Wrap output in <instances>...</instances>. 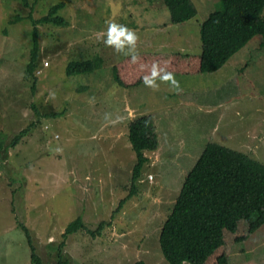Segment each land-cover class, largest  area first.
<instances>
[{"label": "rangeland", "instance_id": "rangeland-1", "mask_svg": "<svg viewBox=\"0 0 264 264\" xmlns=\"http://www.w3.org/2000/svg\"><path fill=\"white\" fill-rule=\"evenodd\" d=\"M28 1L30 6L0 0V264H32L22 225L45 264L57 261L59 252L70 264H168L161 228L196 164L179 173V159L203 153L215 142L264 164L262 36L215 73L174 75L178 89L160 80L157 90L144 84L127 88L114 80L113 70L126 55L103 42L108 22L135 30L136 53L199 54L200 26L221 9V0H193L198 13L181 24L170 22L162 0ZM60 2H66L59 16L67 24L38 26L40 63L33 91L32 79L26 78L35 26L30 15L42 18ZM96 55L104 60L100 68L67 75L71 61ZM155 111L184 113L178 119L184 127L175 124L176 131H166L170 151L155 165L148 159L127 198L137 160L129 123ZM77 219L86 228L65 238L66 227ZM231 250L232 264H264V225Z\"/></svg>", "mask_w": 264, "mask_h": 264}, {"label": "trees", "instance_id": "trees-1", "mask_svg": "<svg viewBox=\"0 0 264 264\" xmlns=\"http://www.w3.org/2000/svg\"><path fill=\"white\" fill-rule=\"evenodd\" d=\"M21 1L25 6H30L28 0ZM162 1L169 10L172 24L185 23L198 13L193 0ZM221 4V9L211 12L200 26L201 53L139 52L136 53L135 62L131 56H126L114 65V80L127 88L140 85L144 83V77L153 71L154 64H158L155 70L161 75L165 72L183 76L215 73L257 35L263 38L260 47L264 50V0H221ZM65 6L66 2H60L39 19H35L33 13L30 15L35 26L26 78L32 79L33 91L37 87L36 72L40 63L38 26H65L67 21L59 16V11ZM17 19L20 20L19 16ZM103 62L100 55L83 61H71L67 66V75L93 72ZM27 131L22 130L11 146L17 145ZM128 131L137 155L131 179L133 189L127 196L131 198L136 182L142 176V168L148 163L145 153L156 151L159 140L152 114L132 118ZM263 225L264 164L241 151L209 142L187 175L161 228L159 241L168 264H232V247L246 241ZM22 227L31 246L32 264H45L36 253L30 231L25 225ZM85 228L83 220L77 219L66 227L64 237ZM50 264L70 262L59 252L57 261ZM136 264L152 263L137 261ZM240 264L257 263L247 261Z\"/></svg>", "mask_w": 264, "mask_h": 264}, {"label": "clouds", "instance_id": "clouds-1", "mask_svg": "<svg viewBox=\"0 0 264 264\" xmlns=\"http://www.w3.org/2000/svg\"><path fill=\"white\" fill-rule=\"evenodd\" d=\"M138 40H139V36L135 32V30L130 29L129 27L123 24H119L116 22H108L106 39H104L103 42L106 46L114 48V50L117 53L123 54L126 56H131L132 60L135 62V60L137 59L136 43ZM126 48H127V51L125 50ZM157 67H158V64H154L153 71H151L150 75L144 77L145 86L152 88L153 90H157L159 88V84L157 83V80H160L162 82L169 83L173 89H178L180 87L179 81L175 79V76L173 73L165 72L163 75H161L159 71L155 70ZM130 112H133V109ZM135 117H138V116H134V118ZM151 176H150V179H151ZM152 179H153V176H152Z\"/></svg>", "mask_w": 264, "mask_h": 264}, {"label": "crops", "instance_id": "crops-1", "mask_svg": "<svg viewBox=\"0 0 264 264\" xmlns=\"http://www.w3.org/2000/svg\"><path fill=\"white\" fill-rule=\"evenodd\" d=\"M180 52V51H177ZM199 75H192L188 77H198ZM186 77V76H184ZM144 84V83H143ZM145 85V84H144ZM183 98V97H182ZM183 100L189 104V103H194L193 101L189 99L183 98ZM136 113H134L135 115ZM147 114H152L154 115V120H155V126H156V133L158 135V140H159V146L156 151H152L151 153H145L152 165H155L157 163H160L162 158L170 151L169 144H166V131H176V126L175 124H178L180 128L184 127L181 126L179 123L180 121L178 120L179 118H182L185 114L184 113H173V112H166L165 115L162 114L160 115L159 112L155 113H147ZM187 118V117H186ZM178 120V122H176ZM184 122V121H182ZM183 124V123H182ZM187 130H190L189 127H185ZM178 142V141H176ZM202 153H198L197 151L192 154H187L182 156L179 161H178V172L179 173H188L189 168H192L194 164L197 162L199 157L201 156ZM148 164V163H147ZM162 187V186H161ZM164 188V187H163Z\"/></svg>", "mask_w": 264, "mask_h": 264}, {"label": "built area", "instance_id": "built-area-1", "mask_svg": "<svg viewBox=\"0 0 264 264\" xmlns=\"http://www.w3.org/2000/svg\"><path fill=\"white\" fill-rule=\"evenodd\" d=\"M151 179H152V176H151Z\"/></svg>", "mask_w": 264, "mask_h": 264}]
</instances>
